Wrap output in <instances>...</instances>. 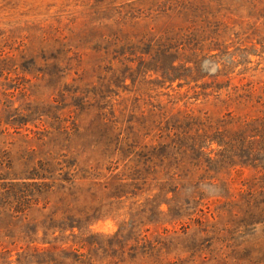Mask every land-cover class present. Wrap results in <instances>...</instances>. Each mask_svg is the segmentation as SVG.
Masks as SVG:
<instances>
[{
  "label": "rangeland",
  "instance_id": "374dc122",
  "mask_svg": "<svg viewBox=\"0 0 264 264\" xmlns=\"http://www.w3.org/2000/svg\"><path fill=\"white\" fill-rule=\"evenodd\" d=\"M33 174L0 264H264V0H0V191Z\"/></svg>",
  "mask_w": 264,
  "mask_h": 264
},
{
  "label": "trees",
  "instance_id": "16d2710c",
  "mask_svg": "<svg viewBox=\"0 0 264 264\" xmlns=\"http://www.w3.org/2000/svg\"><path fill=\"white\" fill-rule=\"evenodd\" d=\"M155 48L156 47L153 48L150 45V49H155ZM196 65H195V67H197V70H198V62L196 63ZM173 68L177 69V67H174V66H173ZM182 77L186 79L187 75H184L183 73H178L176 75H173L169 80L170 81H174V80H177V79H181ZM37 175H39V174H33V176L29 178L32 181H22V182H20V184L14 183V182H10L12 187H11V189L9 191H7V189L2 191V192L0 191V201H3V202L6 203L7 202L6 200L13 199V201H15V202H17V203H19L21 205L23 203H29L32 200L33 196H34L33 195L34 193L31 194V193H29V191L27 189L26 190L25 189H21L20 187H26V186H30V185H37V186L46 185L47 186L45 181H35L37 179L42 180V179L45 178L44 175H39L38 177H35ZM2 186H3V188H5L4 184ZM39 192H41V191H39ZM39 194H41V193H39ZM21 208H23V207H21ZM24 208H28V206H26ZM17 211H19V212L21 211L22 212L23 209L17 208L16 212Z\"/></svg>",
  "mask_w": 264,
  "mask_h": 264
}]
</instances>
